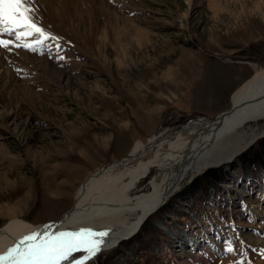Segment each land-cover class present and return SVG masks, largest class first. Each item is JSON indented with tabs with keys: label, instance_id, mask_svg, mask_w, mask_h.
I'll return each mask as SVG.
<instances>
[{
	"label": "rangeland",
	"instance_id": "374dc122",
	"mask_svg": "<svg viewBox=\"0 0 264 264\" xmlns=\"http://www.w3.org/2000/svg\"><path fill=\"white\" fill-rule=\"evenodd\" d=\"M50 1L35 20L59 41L33 51L0 33L14 41L0 47V228L60 218L88 176L134 173L132 193L149 191L148 163L179 128L228 110L251 64L264 68V0ZM250 125L263 130L264 118ZM263 143L184 180L137 233L86 264H264V227L249 211H264ZM215 168L222 179L206 182Z\"/></svg>",
	"mask_w": 264,
	"mask_h": 264
},
{
	"label": "bare ground",
	"instance_id": "6f19581e",
	"mask_svg": "<svg viewBox=\"0 0 264 264\" xmlns=\"http://www.w3.org/2000/svg\"><path fill=\"white\" fill-rule=\"evenodd\" d=\"M53 3L50 0H34L36 15L43 11L51 15L49 10L56 8ZM64 4V8L68 7ZM68 10L65 9L66 13L63 11L67 17L70 14ZM251 65L253 75L232 93L231 105L225 110V114L219 116L220 112L214 118L199 117L182 125L164 152L148 163L157 167L150 179L149 191L132 193L134 173L124 182H104L100 179L101 176L88 180V176L74 195L72 207L60 218L40 224L13 219L1 227L0 255L33 232L54 234L61 231H79L81 228L107 231L103 251L115 247L122 240L137 233L144 220L174 195L184 180L208 167L231 161L257 137L264 134L263 128L257 130L255 126L250 125L264 118V68L256 64ZM249 211L253 217L260 218L258 226L263 224L264 227V211L253 207L249 208ZM86 255L87 253L81 250L73 253L68 260L61 261V264H74V259H82ZM89 261L91 260H86L84 264Z\"/></svg>",
	"mask_w": 264,
	"mask_h": 264
},
{
	"label": "snow or ice",
	"instance_id": "6c2138e0",
	"mask_svg": "<svg viewBox=\"0 0 264 264\" xmlns=\"http://www.w3.org/2000/svg\"><path fill=\"white\" fill-rule=\"evenodd\" d=\"M35 9L31 0H0V33H9L15 36L16 47H23L35 51L37 46L43 45L48 39L59 41L47 32L35 20ZM35 36L32 42H24L25 37ZM12 39L0 38V47L11 51ZM59 51V44L56 45ZM64 59V57H58ZM107 231H95L81 228L79 231H61L54 234L33 232L24 236L17 245L11 247L0 255V264H61L72 256L84 250L87 255L82 259H74V264H84L86 260H94L103 251L104 238ZM242 243V242H241ZM21 245H24L22 248ZM226 251H235L231 242H228ZM234 264H244L243 260Z\"/></svg>",
	"mask_w": 264,
	"mask_h": 264
},
{
	"label": "trees",
	"instance_id": "16d2710c",
	"mask_svg": "<svg viewBox=\"0 0 264 264\" xmlns=\"http://www.w3.org/2000/svg\"><path fill=\"white\" fill-rule=\"evenodd\" d=\"M263 147V148H262ZM261 148L263 149V151H264V143L261 145ZM257 153H260L259 151L258 152H255V154H257ZM248 155V152H246V153H243V156H244V158L242 157V159L244 160V161H246V158H245V156H247ZM258 157H260L259 155H258ZM257 158H251V159H249L250 161H253V160H256ZM263 160H264V157H263ZM233 165V164H232ZM213 175V176H212ZM210 176L211 177H213V180L211 181V179H210ZM206 177V178H205ZM205 180H206V182H209L210 181V183H216V181H219V180H221L222 179V177H223V172H222V169L221 168H215V169H211V170H209V171H207L206 173H205ZM204 180V179H203ZM194 184H195V182L190 186V188L191 187H193L194 186Z\"/></svg>",
	"mask_w": 264,
	"mask_h": 264
},
{
	"label": "water",
	"instance_id": "95a60500",
	"mask_svg": "<svg viewBox=\"0 0 264 264\" xmlns=\"http://www.w3.org/2000/svg\"><path fill=\"white\" fill-rule=\"evenodd\" d=\"M226 111H222L219 116H222L223 114H225Z\"/></svg>",
	"mask_w": 264,
	"mask_h": 264
}]
</instances>
